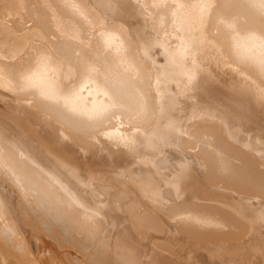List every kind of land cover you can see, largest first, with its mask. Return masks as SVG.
Returning <instances> with one entry per match:
<instances>
[{"label": "bare ground", "instance_id": "6f19581e", "mask_svg": "<svg viewBox=\"0 0 264 264\" xmlns=\"http://www.w3.org/2000/svg\"><path fill=\"white\" fill-rule=\"evenodd\" d=\"M0 264H264V0H0Z\"/></svg>", "mask_w": 264, "mask_h": 264}]
</instances>
